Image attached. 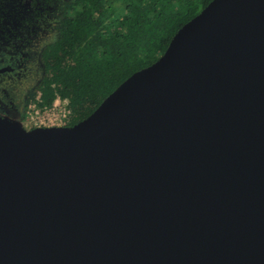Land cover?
<instances>
[{"label": "water", "instance_id": "1", "mask_svg": "<svg viewBox=\"0 0 264 264\" xmlns=\"http://www.w3.org/2000/svg\"><path fill=\"white\" fill-rule=\"evenodd\" d=\"M0 264H264V0H211L73 125L0 115Z\"/></svg>", "mask_w": 264, "mask_h": 264}, {"label": "trees", "instance_id": "2", "mask_svg": "<svg viewBox=\"0 0 264 264\" xmlns=\"http://www.w3.org/2000/svg\"><path fill=\"white\" fill-rule=\"evenodd\" d=\"M211 0H58L45 50L41 109L66 101L67 125L87 117L133 72L153 63ZM37 92L29 93L27 104Z\"/></svg>", "mask_w": 264, "mask_h": 264}, {"label": "flooded vegetation", "instance_id": "3", "mask_svg": "<svg viewBox=\"0 0 264 264\" xmlns=\"http://www.w3.org/2000/svg\"><path fill=\"white\" fill-rule=\"evenodd\" d=\"M58 0H0V115L20 116L45 74L50 11ZM57 10H55V14Z\"/></svg>", "mask_w": 264, "mask_h": 264}, {"label": "rangeland", "instance_id": "4", "mask_svg": "<svg viewBox=\"0 0 264 264\" xmlns=\"http://www.w3.org/2000/svg\"><path fill=\"white\" fill-rule=\"evenodd\" d=\"M53 9H55V8L53 7ZM55 10H51L50 11V20H49V22L53 21L54 18L56 17ZM53 35H54V32H53L52 26L49 25L48 34H47L46 40L48 42L53 41V39H54ZM39 93L40 92H37L36 97H37V95H39ZM31 102L29 104H27V107L24 108L23 113L20 116L6 115V114H4L3 116L6 117V118H9V119H13V120L18 121L26 129H30V128H33V127H36V126H39V125H42V126H62V125H58V124H49L50 123L49 120H53L54 121V120H56L59 117V115H60V112H59L60 110L59 109L51 111V112H49L47 114L39 113L38 117L34 116L35 119L34 120L31 119V113H29L30 112V108H31V107H29V105L31 104ZM62 104L64 105L65 102H62Z\"/></svg>", "mask_w": 264, "mask_h": 264}, {"label": "built area", "instance_id": "5", "mask_svg": "<svg viewBox=\"0 0 264 264\" xmlns=\"http://www.w3.org/2000/svg\"><path fill=\"white\" fill-rule=\"evenodd\" d=\"M39 95H37V97L33 101L31 100L32 102L30 101L31 104L29 105V107L31 108H30L29 113H31V119L34 120L35 119L34 116L38 117L39 113L47 114L51 111L59 109L60 110L59 117L54 121L49 120L50 122L49 124H58V125L66 126L69 120L68 119L69 110L66 107V101H63L60 98H56L51 106L41 109L38 105ZM62 102H65V104L63 105ZM39 126H42V125H39Z\"/></svg>", "mask_w": 264, "mask_h": 264}]
</instances>
